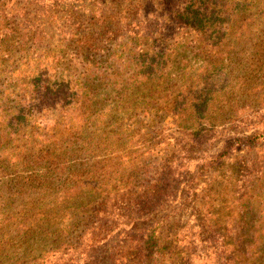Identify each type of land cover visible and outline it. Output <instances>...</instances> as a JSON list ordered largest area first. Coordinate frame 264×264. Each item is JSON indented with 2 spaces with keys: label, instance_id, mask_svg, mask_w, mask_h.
I'll use <instances>...</instances> for the list:
<instances>
[{
  "label": "trees",
  "instance_id": "16d2710c",
  "mask_svg": "<svg viewBox=\"0 0 264 264\" xmlns=\"http://www.w3.org/2000/svg\"><path fill=\"white\" fill-rule=\"evenodd\" d=\"M249 57L264 0H0V264H264V130H217L258 104Z\"/></svg>",
  "mask_w": 264,
  "mask_h": 264
},
{
  "label": "rangeland",
  "instance_id": "374dc122",
  "mask_svg": "<svg viewBox=\"0 0 264 264\" xmlns=\"http://www.w3.org/2000/svg\"><path fill=\"white\" fill-rule=\"evenodd\" d=\"M86 8H87V6H86ZM121 42H122L121 40H118V41H116L115 44L121 43ZM252 51H253L252 47H247L245 49V51L243 52V54L244 55H250V53ZM257 60L258 59L254 60L251 57L244 59V61L246 62V66H247V64H249V67L253 66L252 67L253 69L250 72V74L256 75V76H258L260 74V71H258V65L259 64L257 63L258 62ZM261 69L264 72V68H261ZM234 70H235V72H239L238 68H235ZM242 72L243 71H241V74H242ZM6 78L7 77L3 76V77L0 78V80H5ZM256 79L258 81H253L255 83H251L254 86V89H256V91L254 92L255 96L251 95L249 98L245 96V97H243V101L245 102V104H251L253 102H258V104L254 105L253 107L247 106L248 107L247 109L245 108L243 116L241 118H239L238 125H233L231 123H228L225 126H223L222 128L218 127L217 128V130H219L218 134L222 133L223 136H227L229 134H240V135H245L246 136V135L251 134L256 129L257 130H264V104H263V102H264V86H263L264 85V76H261V77L256 78ZM258 84H262L261 87L258 88ZM140 117L141 118L143 117L142 114L140 115ZM173 122H174L173 119H168V118L159 119V118H157L155 120V122L151 123V125H148V127L149 126H154L152 128L153 132H156V130L158 128H162L163 127L162 134L166 137L167 140H169L171 142L170 147L171 146H175V144L184 145V143L186 141H185V139H183L181 142L179 141L180 140L179 139L180 135H179L178 132H180V131L177 130L178 127H177V125H174ZM223 136H219L217 138L208 139L206 141V143H204L202 145V147L200 149H198L197 151H199L200 153L204 151L205 153L212 154V155L213 154L214 155L217 154L219 152V150H221L222 147H223L224 139L226 140V138L223 137ZM177 139H178V141H177ZM255 149H256V151L261 153V151L264 149V147L260 151H259L258 147L255 148ZM156 150H159V149L156 148ZM249 153H248L246 148L241 149V150L239 149V150L230 151V155L229 156H231V157H229V158L224 160L223 171H220V169H216L215 168L214 170H212L214 175H213V177L211 179H213L215 176H218V173H220L221 175L227 173V170H228L227 167L229 165H232V160H233L234 157L240 156V155L247 156V155H249ZM197 154L194 155V156H197ZM190 170L191 169L189 168L188 172H190V173L188 174V176L192 175V171H190ZM201 173H202V178L197 180L198 189H201V188L204 187V184H205V182L207 180L206 176H208V177L210 176L209 172H203L202 171ZM184 192H185V190L182 189V186H179V190H176V194H175V192H174V194L176 196H178V200H182L183 197H181V196H184ZM175 205H177V203L173 202L172 205L166 206L168 209H166V210H164L162 212L163 214L164 213L165 214L168 213L169 218L175 220L173 226L177 225L178 222H180L181 220L185 219L186 216H187V213H186L185 210H180L179 211V209H176L175 212H172L173 209L177 208V206H175ZM181 211H183V212H181ZM171 225H172V223H171ZM113 245H114V243H113ZM113 245L109 244V246L106 245V248L104 250H98L94 254L95 256L93 257V261L94 260H96V261L98 260L100 262H98V263L95 262L94 264H106V263H104L105 257L107 258L108 253L113 251L114 247L111 249V247ZM101 251H102V253H100Z\"/></svg>",
  "mask_w": 264,
  "mask_h": 264
}]
</instances>
